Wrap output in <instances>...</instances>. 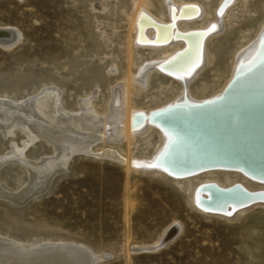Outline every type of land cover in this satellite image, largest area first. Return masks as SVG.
I'll use <instances>...</instances> for the list:
<instances>
[{
    "label": "rangeland",
    "instance_id": "obj_1",
    "mask_svg": "<svg viewBox=\"0 0 264 264\" xmlns=\"http://www.w3.org/2000/svg\"><path fill=\"white\" fill-rule=\"evenodd\" d=\"M149 1L154 15L166 21L167 0ZM173 1L200 3L205 13L201 25L215 20L222 2ZM233 3L208 37L205 62L188 80L193 99L205 101L222 91L238 54L264 27V0ZM133 18V0H0V28L16 30L19 36L13 45L0 44V99L15 102V110L21 111L30 98L55 88L65 114L80 115L90 101L88 110L98 118L118 123L95 135L92 155H72L47 193L16 205L0 198V235L18 244L86 247L96 264H264V200L229 216L204 213L194 202L198 189L207 184L252 193L264 191L262 186L235 171H207L175 182L156 174L155 166L131 168L134 159L135 165L156 160L160 137L156 131H143L131 143L123 139L125 122L113 118L116 96L130 76L143 67L148 71L164 57L163 50L133 46ZM182 92L179 84L149 70L131 88V103L147 115ZM9 122V129H0V160L12 150L29 162L56 155L40 130L18 119ZM106 152H117L128 163L104 158ZM18 162L0 169V186L7 191L18 192L30 180L26 166ZM171 228L179 234L165 247L136 253L159 243Z\"/></svg>",
    "mask_w": 264,
    "mask_h": 264
},
{
    "label": "bare ground",
    "instance_id": "obj_2",
    "mask_svg": "<svg viewBox=\"0 0 264 264\" xmlns=\"http://www.w3.org/2000/svg\"><path fill=\"white\" fill-rule=\"evenodd\" d=\"M133 2V31L136 36L133 46L163 50L164 57L152 62L154 65L148 69L179 84L183 92L164 108L148 111L147 115H143L141 111H135L130 91L149 70L143 69L144 67L139 69L138 75L130 76L123 89L119 90L113 118L119 117L120 122L121 119L125 122L121 130L123 139L131 143L143 131H156L160 137L156 160L135 165L134 159L130 162L131 168L136 170L143 167L146 171L150 168L147 165H153L155 167L152 170L156 174L175 182H186L191 176L207 171H235L264 188V27L255 42L238 54L232 78L222 91L205 101L197 100L189 96L188 80L205 62L208 37L222 25L223 14H226L234 0H222L215 20L203 25L200 23L205 13L200 3L167 0V20L163 21L154 15L151 10L153 5L149 0ZM0 30L10 32V36L14 38L0 40V43L6 46L18 41L16 30ZM50 89L39 93L40 96L33 98L34 100L30 98L29 101H24L26 109H22V112L15 110L18 107L15 102L0 99V111L6 112V115H0V129H7L11 122L9 120L18 119L29 123L34 130H40L47 142L49 140L51 146L56 147L53 158H43L41 161L29 162L17 150H12L1 158L0 169L9 162L21 161L29 173L30 180L18 192L7 191L0 186V198L15 205L24 204L34 194L45 191L51 186L53 178L67 169L72 155L91 154L95 135L102 134L104 129L116 127V119L103 120L92 110H88L90 101L84 103V111L80 115L65 114L61 93L55 88L53 91ZM116 153L106 152L104 158L128 163ZM256 200H264V191L252 193L239 186L219 188L211 184L204 185L203 189L201 186L194 198L198 210L221 216H229L232 210ZM164 238L150 248L159 246ZM88 249L56 242L18 244L0 235V264H96Z\"/></svg>",
    "mask_w": 264,
    "mask_h": 264
},
{
    "label": "water",
    "instance_id": "obj_3",
    "mask_svg": "<svg viewBox=\"0 0 264 264\" xmlns=\"http://www.w3.org/2000/svg\"><path fill=\"white\" fill-rule=\"evenodd\" d=\"M175 28V27H174ZM10 32H8V31H6V30H0V40H13L14 38H12V36H10ZM1 42V41H0ZM0 44H3V43H0ZM230 85V84H229ZM230 86H228V88H229ZM227 88V89H228ZM223 97H224V94L223 95H221V100L223 99ZM222 168H226V167H222ZM209 169V168H208ZM227 169V168H226ZM229 169H231V168H229ZM47 193V192H46ZM45 193V194H46ZM44 194V195H45ZM43 196V195H42ZM41 196V197H42ZM259 202V201H263V200H256V201H253V202ZM253 202H250V203H248V204H246V205H243L240 209L242 210L243 208L245 209V208H247V207H249V206H251L252 204H253ZM217 212H220L221 214L223 213V214H227V213H224V212H221V211H217ZM179 234V231H177L176 229H171L170 231H169V233L167 234V236L164 238V240H163V242L159 245V246H157V247H154V248H149V249H144V250H139V251H136V253H143V252H157L158 250H160V249H162L163 247H165L166 246V244L168 243V242H170L171 240H173L177 235Z\"/></svg>",
    "mask_w": 264,
    "mask_h": 264
},
{
    "label": "snow or ice",
    "instance_id": "obj_4",
    "mask_svg": "<svg viewBox=\"0 0 264 264\" xmlns=\"http://www.w3.org/2000/svg\"><path fill=\"white\" fill-rule=\"evenodd\" d=\"M148 167H153V165H147Z\"/></svg>",
    "mask_w": 264,
    "mask_h": 264
}]
</instances>
